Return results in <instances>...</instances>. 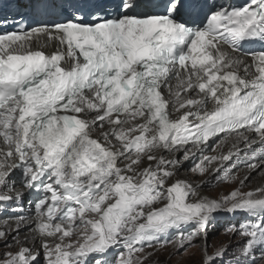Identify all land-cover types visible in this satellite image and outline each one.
I'll list each match as a JSON object with an SVG mask.
<instances>
[{
    "label": "snow or ice",
    "instance_id": "obj_1",
    "mask_svg": "<svg viewBox=\"0 0 264 264\" xmlns=\"http://www.w3.org/2000/svg\"><path fill=\"white\" fill-rule=\"evenodd\" d=\"M257 172L264 0H0V264H264Z\"/></svg>",
    "mask_w": 264,
    "mask_h": 264
},
{
    "label": "rangeland",
    "instance_id": "obj_2",
    "mask_svg": "<svg viewBox=\"0 0 264 264\" xmlns=\"http://www.w3.org/2000/svg\"><path fill=\"white\" fill-rule=\"evenodd\" d=\"M218 149L219 148L216 149V153L219 152ZM216 153H212V154H216ZM190 165L191 162H188L185 165L184 169H181V175H187L188 178L192 180L203 179L202 177L193 176L190 172L189 173L185 172V170L189 168ZM245 173L246 170L243 168V166H240L234 171V174L237 175V182H228V181L218 182L215 178H213L209 181L208 184H206L201 189V191L203 194H206L210 197L223 196L228 191L239 186L238 180L243 178ZM261 181H264V177H262L261 173L259 172L254 173L251 176V178L247 181L245 187L242 190L248 191L250 188L255 187ZM229 219L230 217L222 213L217 215L216 220L213 222L212 225L209 226V237H208L209 245L215 246L229 239V236L224 234V225ZM235 239H239V237H236ZM201 243H202L201 241H197L196 244L188 248L186 252L180 253L179 256H173L171 257L170 260L167 258V253H160L158 254V257L154 256L153 260H156L158 258L160 264H198L200 258L199 245ZM167 251L171 252L172 248L169 247Z\"/></svg>",
    "mask_w": 264,
    "mask_h": 264
},
{
    "label": "bare ground",
    "instance_id": "obj_3",
    "mask_svg": "<svg viewBox=\"0 0 264 264\" xmlns=\"http://www.w3.org/2000/svg\"><path fill=\"white\" fill-rule=\"evenodd\" d=\"M220 151V149H218ZM246 174V173H245ZM262 180V179H261ZM257 185H264V181L259 182ZM256 185V186H257Z\"/></svg>",
    "mask_w": 264,
    "mask_h": 264
}]
</instances>
